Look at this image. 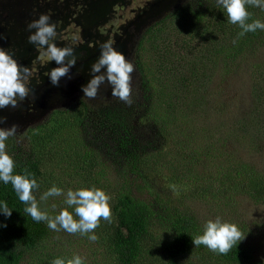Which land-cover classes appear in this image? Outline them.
Here are the masks:
<instances>
[{
  "label": "rangeland",
  "instance_id": "1",
  "mask_svg": "<svg viewBox=\"0 0 264 264\" xmlns=\"http://www.w3.org/2000/svg\"><path fill=\"white\" fill-rule=\"evenodd\" d=\"M207 1L0 0V47L20 65L32 69L27 82L31 89L28 98L16 108L0 109V117L7 118L0 127L18 125L16 136L6 142V151L11 157L38 161L40 188L34 196L49 215L67 207L64 196L40 201V196L53 185L65 192L70 188H100L110 195L112 211L118 188L132 190L136 198L142 199L151 190L139 192L140 186L145 189L151 183L153 191L167 197L173 208L194 220L198 233H202L206 221L217 217L235 224L246 236L241 242L251 252L250 264H264V200L249 197L252 192L247 186L248 181L252 182L247 176L249 169L259 174L255 176H264V30H258L252 45L245 46L243 54L223 67L229 56H214L209 49L224 50L231 45L235 25L226 20L227 14L221 23L210 15ZM198 10L209 18L202 20L201 30L191 36L188 23ZM250 10L254 8L250 6ZM41 14L48 15L50 23L56 25L58 47L70 45V37H77V42L71 44L77 63L61 78L59 86L52 85L45 75L59 65L47 57L41 58L42 50L28 42L35 29L28 30L27 25ZM182 14L187 17L185 21ZM183 21L188 23L180 25ZM179 37L182 44L175 46ZM106 41H111L135 68L131 74L133 103L126 104L131 113L128 123L118 113L115 122L108 119L112 118L113 103L118 107L124 102L112 96L107 81L95 99L82 100V86L91 79V66L100 56V44ZM157 56L168 57L178 69L169 65L166 71H159L163 61ZM142 58L146 67L153 68L144 71L143 84L135 67L136 59ZM257 64L260 68L255 75L260 77L253 74ZM189 65L195 69L189 70ZM179 69L182 93L171 97L169 100L175 104L168 107V103H162L168 90H162L160 82L181 80L177 76ZM194 73L201 76L198 103H193L191 97ZM82 104L92 112L87 113ZM255 104L259 112L250 114L249 108ZM178 105L181 115L175 121ZM73 112L86 115L73 120ZM86 153L91 164L83 159ZM132 162L138 165L137 171ZM237 164L243 166L237 168L242 175L229 185L225 173L228 166ZM172 184L177 186L178 195L169 187ZM69 211L74 213L73 209ZM44 224L46 237L19 264H51L57 257L73 255H80L85 264L112 261L103 240L114 229L113 214L111 223L101 218L94 230L98 236L95 242L87 236L50 230ZM205 257L199 253L185 256L181 262L219 264Z\"/></svg>",
  "mask_w": 264,
  "mask_h": 264
},
{
  "label": "trees",
  "instance_id": "2",
  "mask_svg": "<svg viewBox=\"0 0 264 264\" xmlns=\"http://www.w3.org/2000/svg\"><path fill=\"white\" fill-rule=\"evenodd\" d=\"M207 3L210 5V15H214V18L219 20L220 23L222 20L225 21L224 15L226 12L223 8L218 7L213 0H209ZM249 7L250 6H247L248 11ZM253 8V11H249L251 19L248 22L251 23L253 20L257 19L264 22V12L257 7ZM181 11L182 10L180 9L179 12ZM252 14L255 15V18L252 17ZM171 15H173L171 18H174V15L176 14L174 13ZM183 18L185 21L187 17L184 16ZM205 18L207 19L209 17L203 15L200 10L194 12L189 23L187 22L192 30L191 36L201 30V22ZM184 21L179 24H187ZM232 30L233 41L231 45H228L224 50H218L215 48L209 49L214 56H218V54H226L229 56V60L224 61L223 67L229 65L232 59H235L238 54H243L244 47L252 45L251 40L257 33H259L257 30L256 32H248L244 36H239V33L242 31L239 25H235ZM177 32L184 33L181 30H177ZM180 44H182V38L179 37L174 45L178 46ZM141 47L142 43L140 48L138 47L137 52L141 50ZM167 58L168 57H163L159 59L157 56V59L163 61V64L160 63V66H158L159 71H166V67H169V65L172 69H178L179 66L173 64V62ZM146 64L147 63L143 61V58L136 59L135 67L141 78L142 84L145 82L143 75L144 71H153V68L150 66L146 67ZM189 66V70L195 69L193 65ZM259 68L260 65L258 64L254 66L253 70L256 71L253 73L254 75L259 73ZM177 74L181 79L182 76L180 75V69ZM151 75L153 76L155 74L152 72ZM202 76H205V74H202ZM257 76L260 77L259 75H255V77ZM198 79H201V76H198V73H194L195 81L190 84V87H192L193 90L191 96L193 98V103L201 101V86L199 84L200 80ZM179 81H183V79L177 81L176 78H170L167 82H160L162 90H168L167 94L162 98V103L164 105L168 103V107H171L175 103L171 102L169 99L174 95L179 97L180 93H182L183 84H179ZM82 107L87 113L92 112V109L86 105L82 104ZM257 107V104L250 107V114L258 113L259 109H257ZM110 110L112 111V118L108 119L115 122L119 116H114L118 113L122 116L120 117L122 120L126 119V123L129 122L128 116L131 113L126 107V103H124V105L118 104L117 107V104L114 102L110 107ZM174 112L173 120L177 121L181 115L179 105L178 107H175ZM54 113L56 114V112ZM63 113H65V111H63ZM84 115L86 114L82 112L79 114L73 112L71 118L73 120L78 119L79 121ZM54 116H51V120ZM228 134L230 135V132ZM12 158L15 161L16 174H23L26 169L29 173L34 174L37 182L40 184L41 171L37 160L17 157ZM83 159L88 164H91V157H88L87 153L83 156ZM132 167L137 171L138 165L132 162ZM234 167L235 166H228L225 173V176L227 177L226 181H230L228 182L229 185L234 184V181L242 175L238 174L237 168H242L243 166L237 164L236 167ZM255 175L259 174H256L250 169L247 172L248 179H252L253 182L248 181L247 186L252 192L248 196L256 200H264V176ZM139 176L142 177V175ZM253 176L259 178L256 179ZM150 185H147L145 189H143V186H140L139 192L147 189L151 190L148 193V197L142 199L136 198L133 195L132 190L125 191L124 189L119 190L118 188L116 201L112 205V214L115 222L114 229H112L109 236L103 240V246L108 249L112 257V261L109 264H182V259L185 256L199 255V253L206 254L205 259H214L219 264L251 263V252L242 242L236 247H233L227 255L217 254L204 246L196 248L193 244L192 236L202 233L197 232L196 227H194V220L173 208L172 201L167 197H160L159 193L153 191L151 189L152 185ZM226 187H228V185H226ZM35 192H37V190L33 191V195ZM142 195L143 194L139 197ZM0 201H6L9 208L12 209V215L10 217H7L0 212V264H19L27 252L34 250L37 245L44 240L47 235V229L44 222L37 223L32 220L29 215L24 213L25 205L19 200L11 184L0 182ZM4 225H6V227Z\"/></svg>",
  "mask_w": 264,
  "mask_h": 264
},
{
  "label": "clouds",
  "instance_id": "3",
  "mask_svg": "<svg viewBox=\"0 0 264 264\" xmlns=\"http://www.w3.org/2000/svg\"><path fill=\"white\" fill-rule=\"evenodd\" d=\"M217 6L223 8L227 14V21L233 25H239L242 31L239 36L248 32L264 30V22L253 20L247 6L264 9V0H216ZM28 30L35 29L28 37V42L42 50L41 58L47 57L49 61H55L59 66L52 68L45 75L50 78L52 85L59 86L61 78L68 75L70 69L77 63L75 50L71 44L77 42L76 36H71V44L58 47L56 25L50 23V17L41 14L27 25ZM235 43V41H234ZM100 56L91 66V79L82 86L85 98L95 99L98 90L106 81L112 88V96L131 105L132 88L131 74L135 71L134 65L128 61L124 54L119 52L111 41L100 44ZM35 63V62H34ZM106 71H103L105 70ZM32 77V69L22 66L14 56L0 47V109L11 106L16 108L20 102L25 101L31 89L27 82ZM6 117H0V124L6 122ZM18 125L13 124L9 128L0 127V182L11 184L19 200L25 205L24 213L35 222H45L53 231H65L68 234H79L95 242L98 236L94 230L99 226L101 218L108 223L112 222L110 207V195L104 190L92 186L91 188L68 189L53 185L40 196V201H47L49 197L64 196V204L67 205L52 216L40 208L39 202L33 195L34 190L40 188L34 174L26 169L23 174L15 173V161L6 151V142L16 136ZM174 194L179 191L175 184L169 185ZM73 209V211H69ZM0 212L5 216L12 215L6 201H0ZM6 227V225H4ZM235 224L223 222L220 217L208 220L203 225L202 234L192 236L196 248L204 246L217 254L227 255L245 239ZM51 264H85L80 255L71 258L57 257Z\"/></svg>",
  "mask_w": 264,
  "mask_h": 264
},
{
  "label": "water",
  "instance_id": "4",
  "mask_svg": "<svg viewBox=\"0 0 264 264\" xmlns=\"http://www.w3.org/2000/svg\"><path fill=\"white\" fill-rule=\"evenodd\" d=\"M52 95H54V96H55V94H54V93H53ZM49 98H50V100H51V98H53V97H52V96H50Z\"/></svg>",
  "mask_w": 264,
  "mask_h": 264
},
{
  "label": "flooded vegetation",
  "instance_id": "5",
  "mask_svg": "<svg viewBox=\"0 0 264 264\" xmlns=\"http://www.w3.org/2000/svg\"><path fill=\"white\" fill-rule=\"evenodd\" d=\"M137 41H138V38H137ZM137 41H136V42H137Z\"/></svg>",
  "mask_w": 264,
  "mask_h": 264
}]
</instances>
